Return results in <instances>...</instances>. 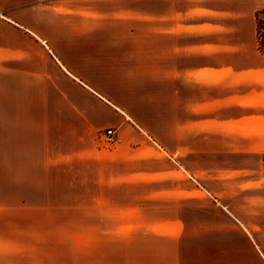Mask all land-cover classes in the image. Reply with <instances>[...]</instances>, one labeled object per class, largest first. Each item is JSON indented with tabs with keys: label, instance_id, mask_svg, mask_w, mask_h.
I'll use <instances>...</instances> for the list:
<instances>
[{
	"label": "crops",
	"instance_id": "0c3cea01",
	"mask_svg": "<svg viewBox=\"0 0 264 264\" xmlns=\"http://www.w3.org/2000/svg\"><path fill=\"white\" fill-rule=\"evenodd\" d=\"M262 15L264 0H0V109L69 143L89 205L110 208L62 216L70 237L0 264H264V177L209 170L205 144L264 142ZM111 128L108 150L95 133Z\"/></svg>",
	"mask_w": 264,
	"mask_h": 264
},
{
	"label": "rangeland",
	"instance_id": "374dc122",
	"mask_svg": "<svg viewBox=\"0 0 264 264\" xmlns=\"http://www.w3.org/2000/svg\"><path fill=\"white\" fill-rule=\"evenodd\" d=\"M262 17L263 15L260 18ZM5 64L6 61L0 57V73L5 71ZM5 100L6 96L0 90V101ZM26 128L9 123L7 110L0 109V261H25L23 255L15 257V254L11 253L16 249L37 248L42 244L59 245V238L71 236V233L55 231L57 226L72 224L62 221L65 219L62 217L64 215L105 210L109 212L110 209L101 207L102 211H98L89 205L87 182L90 173L88 174L86 165L73 162L71 157H65L72 152L66 146L69 143L62 145L54 141L45 143L34 140L33 136L27 134ZM153 128L159 132L164 127ZM210 129L213 127H208V130ZM218 129L224 133H244L243 127ZM100 131L95 133L96 138ZM252 131L253 128L247 127L246 132ZM259 131L264 132L263 129ZM47 135L49 139L56 137L51 131ZM213 138L215 137L209 136L211 140L205 143L208 150L218 151L208 155L209 170L249 169L255 171V179L264 177V142L247 144L234 140L221 141L220 136L216 137L217 140ZM166 143L170 145L169 142ZM251 145H256L255 150L258 153H241V150ZM106 148L110 150L113 147ZM237 174L231 173L228 176ZM262 192L264 194V191ZM240 211L245 217L251 215L246 213L248 208ZM45 216L47 218H44ZM255 218L251 223L256 230L253 240L264 243V212L261 210V214H255ZM40 225L42 228H39ZM240 246L241 251L247 246L242 236Z\"/></svg>",
	"mask_w": 264,
	"mask_h": 264
},
{
	"label": "built area",
	"instance_id": "2783aa9c",
	"mask_svg": "<svg viewBox=\"0 0 264 264\" xmlns=\"http://www.w3.org/2000/svg\"><path fill=\"white\" fill-rule=\"evenodd\" d=\"M257 41L259 49L264 53V15L257 25ZM97 141L105 147H113L121 144V139L115 129H106L97 134Z\"/></svg>",
	"mask_w": 264,
	"mask_h": 264
}]
</instances>
